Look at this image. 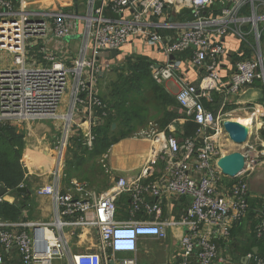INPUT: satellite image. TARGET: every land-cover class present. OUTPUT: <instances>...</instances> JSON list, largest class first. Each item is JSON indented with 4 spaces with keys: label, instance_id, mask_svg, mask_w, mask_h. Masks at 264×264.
Here are the masks:
<instances>
[{
    "label": "built area",
    "instance_id": "obj_1",
    "mask_svg": "<svg viewBox=\"0 0 264 264\" xmlns=\"http://www.w3.org/2000/svg\"><path fill=\"white\" fill-rule=\"evenodd\" d=\"M0 9V51L13 56V66L0 68V123L64 121L57 147L67 143L75 113L89 125L84 145L94 146L93 128L107 115V104L95 89L103 71L102 49H122L139 39L172 56L194 46L192 61L206 72L199 84H193L177 77L179 65L173 59L163 65L151 63L152 78L159 85L178 78L177 101L185 118L197 124L195 136L182 139L153 129L139 131L140 137L153 143L146 171L158 161L163 163L159 179L145 184L119 177L102 194L78 181L76 194L53 185L39 188V195H50L55 201L54 219L0 218V264H138L141 241L165 240L168 228L175 225L186 228L179 240L177 264H264V253L236 255L232 250V229L246 219L250 208V185L245 175L231 183L219 170L224 114L207 109L202 101L206 91L221 89L224 37L232 34L248 41L251 31L257 40L264 36V0H88L83 12L54 9L40 14L13 10L11 2L0 0ZM37 14L43 18L32 17ZM48 20L55 37H68L73 27L83 39L80 57L69 66L44 47V65L30 54V41L44 36ZM90 45L92 54L87 56ZM257 78L264 82L260 50L236 63L228 90L237 93ZM65 99L69 111L61 113ZM257 164L248 158V171ZM123 195L130 200L125 220L117 216ZM173 196L186 197L188 207L178 221L163 222L160 200ZM263 209L255 217L258 237H264ZM87 231L97 240L79 249L77 237Z\"/></svg>",
    "mask_w": 264,
    "mask_h": 264
},
{
    "label": "crops",
    "instance_id": "obj_2",
    "mask_svg": "<svg viewBox=\"0 0 264 264\" xmlns=\"http://www.w3.org/2000/svg\"><path fill=\"white\" fill-rule=\"evenodd\" d=\"M13 5V10L39 12L47 10H64L83 12L86 10L88 0H8ZM2 9H0L1 11ZM32 15L35 18H43L41 15ZM41 16V17H40ZM2 17L0 16V19ZM44 20V19H43ZM44 36L32 39L29 43L30 54L33 55L44 65L43 53L41 48H46L53 53L59 60L66 65H71L72 61L79 58V50L82 47L83 39L77 34L75 28H71V35L66 38H57L54 34V26L51 21ZM81 25V24H80ZM249 30V26L245 27ZM249 28V29H248ZM81 30V29H80ZM79 30V31H80ZM78 31V32H79ZM166 34H169L166 32ZM248 41H241L232 34L224 37L223 43L226 46V54L219 60V70L221 74V89L208 90L204 97L215 105V112L223 115L225 112L230 113L233 120H237L248 126L249 136L245 143L234 147V151L244 152L249 159L254 158L258 164L262 166L255 174H259L252 179L254 169L249 171L245 178L250 179L251 197L255 200L264 199V82L262 79L255 81L242 88L237 93H230L228 90L229 80L232 72L236 67V63L243 58H250L257 55L260 50L264 61V36L257 40L251 31L248 35ZM169 41V40H167ZM79 48V49H78ZM77 50V51H76ZM121 54L113 56L111 52L102 51L100 57V65L103 67L98 77L104 74L106 64L112 65L118 60L130 62L133 57L141 58L139 55H146L151 63L158 65L166 64L173 59L179 65L177 77L186 82L199 84L205 72L203 67L196 66L192 61V51L177 53L168 56L160 47L148 46L139 39H134L122 49ZM185 54H190L188 57ZM92 54L91 45L87 50V56ZM13 66V56L7 52L0 51V68ZM98 96L104 101L107 99L105 92L101 96L97 85L95 87ZM138 90V91H137ZM139 94L145 93L147 90L153 99L151 102L139 101L135 104L140 108L142 118H136L130 124L132 127V136H124L119 138L112 146L102 153L91 154L84 151L86 134L89 125L81 114L75 113L73 117L76 124H73L69 132L68 141L62 147H57L55 141L61 137L62 129L64 133V125L58 121H26V122H10V125L16 128V131L23 136L24 147L21 165L25 168L23 184L28 192L15 194L13 189H8V193L2 198V201L13 203H24L21 216L15 221H38L50 222L54 219L55 201L50 195H39V188L53 185L63 192L74 193V182H82L86 184L90 191L98 194L104 193L116 184L119 177H125L129 180L140 179L142 183H152L160 178L163 169V163L158 161L154 168L146 171L148 159L152 153V141L150 138H142L140 131L153 129L160 133H173L182 139L183 126L186 121L185 115L177 101V93L180 90L178 78L166 82L165 85H159L153 79L148 83L142 82L138 86ZM217 92V101L213 98V93ZM128 98V97H126ZM68 100H64L61 113L69 111ZM129 106V105H128ZM73 122V123H74ZM118 121L113 122L118 127ZM63 125V126H62ZM139 126V128H137ZM141 126V127H140ZM146 126V128H142ZM151 126V127H150ZM150 128V129H148ZM143 129V130H141ZM126 130V129H125ZM139 131V130H138ZM222 132L219 140L222 148V154L227 150V144L222 142L224 134ZM235 144V143H234ZM240 146V147H238ZM94 147V146H93ZM224 149H226L224 151ZM61 150V151H60ZM67 150V151H66ZM261 158V162L259 161ZM256 165V166H257ZM5 186V185H4ZM6 187V186H5ZM19 188V186H18ZM17 188V189H18ZM29 198L25 199V195ZM25 201V202H24ZM129 196L123 195L120 199L119 219H128L127 209L130 206ZM163 209L161 221H178L188 207L189 200L186 197L173 196L171 198H163L160 200ZM263 205H257V210H262ZM153 219V216L151 217ZM169 235L167 239L162 240L156 237L143 239L140 243L138 253V264H177L179 260V240L186 232V228L181 225L170 226L168 228ZM87 231L86 234L77 237L79 249H85L84 245L94 244L97 240L95 235ZM159 243L163 247L160 249L153 244ZM257 250V249H256ZM17 264V263H16Z\"/></svg>",
    "mask_w": 264,
    "mask_h": 264
},
{
    "label": "trees",
    "instance_id": "obj_3",
    "mask_svg": "<svg viewBox=\"0 0 264 264\" xmlns=\"http://www.w3.org/2000/svg\"><path fill=\"white\" fill-rule=\"evenodd\" d=\"M218 13V10L214 11ZM132 65V63H129ZM132 69L136 68V65L131 66ZM147 72L144 71V74ZM149 77V76H147ZM112 97H118V91L111 94ZM109 96V95H108ZM126 95L118 101H106L107 104V115L103 117V122L98 124L93 128V132L96 134V139L93 149H88L84 147L85 152L91 154L102 153L110 148L114 142L119 138L127 136L133 130L130 124L134 125V120L136 118H142L140 113V108L135 106V104L127 105ZM213 98L215 101L218 99L217 92L213 93ZM202 101L207 109L211 111L215 110V105L211 101L207 100L205 97H202ZM103 110L98 109V113L102 115ZM216 113V112H215ZM123 127L118 129V127L113 130L112 124L115 121H121ZM126 129V130H125ZM197 130V124L188 120L183 126V135L182 138L194 137ZM24 147L23 136L16 131V128L10 124H5L0 127V183L6 187L13 189L15 194L20 195L17 191V188L20 183L24 180L25 168L22 167L20 159L22 157ZM227 181L234 183L238 179L232 180L227 178ZM25 199L29 198V195H25ZM25 202V201H24ZM24 203H9L7 201H0V218L10 221L18 220L22 213V207ZM257 205H263V200H255L254 198L250 199V208L247 215V230L249 231V237L238 240V234L243 231V222H239L232 229V250L237 255H244L249 252H256L259 254L264 253V237H258L255 232V227L258 222L257 214H260V210L256 211ZM264 210V209H263ZM257 213V214H256ZM246 220V221H247ZM257 249V250H256Z\"/></svg>",
    "mask_w": 264,
    "mask_h": 264
},
{
    "label": "rangeland",
    "instance_id": "obj_4",
    "mask_svg": "<svg viewBox=\"0 0 264 264\" xmlns=\"http://www.w3.org/2000/svg\"><path fill=\"white\" fill-rule=\"evenodd\" d=\"M189 55L190 54L184 53V56H186V57H188ZM139 57H141V58L133 57L132 60H131V58L129 59L130 62L132 63V65H130L129 64L130 62H128V61H125V60L122 61L123 60V58H122L121 60L114 62V64H112L111 66L110 65L107 66L105 71H104V74L101 77H98V80L96 82L97 89H98L101 96L103 95L104 92H105V95L107 94L106 101H112L113 100V101L119 102V100L121 98H123L126 95V93H127V97H128V98H126L127 105L140 103L139 101H141V102L146 101V103L152 101L153 95H151L150 90H147L143 94H139L137 92L138 91L137 88L139 85H141L142 82L148 83L149 80L151 81L153 79L152 75H151L152 68H151L150 59L144 54H142V56L139 55ZM134 65H136V68L132 69L131 66H134ZM144 71L147 72L146 73L147 75L144 74ZM147 76H149V77H147ZM96 85H95V87H96ZM117 91H118V97L117 98L112 97L111 94L115 93ZM224 119H232L231 114L225 112L224 113ZM41 121H43V120H41ZM48 121H54V120H48ZM58 122H62V121L59 120ZM122 123H123L122 120L117 122L118 129L123 127ZM8 124H10V123H8ZM62 124L64 125V121L62 122ZM137 128H139V126ZM142 128H146V126H144ZM148 129H150V128H148ZM138 130L140 131V129H136L134 131L139 132ZM141 130H143V129H141ZM62 134H63V129H62ZM132 135L133 134L129 133L127 136H132ZM222 142H224L228 145L227 150L224 149V151L226 150L225 153L234 151V147L236 146V144H234L230 140L227 133L224 134V140H222ZM55 145L56 146L58 145L57 140L55 141ZM238 147H240V146H238ZM235 151H237V150H235ZM250 157H252V156L250 155ZM261 160L262 159L259 158L260 163H262ZM260 165H263V164H260ZM260 165H257L255 167L254 175L251 176L252 179L259 175V174H255V173L259 169H262V166H260ZM250 179L251 178L246 179V180H248L249 185H250ZM250 193H251V190H250ZM246 220H247V218L243 222L244 223L243 224V231L238 234V237H239L238 240L243 239L245 237L246 238L249 237V231L247 230V224L249 223V221L248 220L246 221ZM153 245L157 246L156 248L159 247L160 249L163 247V245L159 244V243L158 244L155 243Z\"/></svg>",
    "mask_w": 264,
    "mask_h": 264
},
{
    "label": "water",
    "instance_id": "obj_5",
    "mask_svg": "<svg viewBox=\"0 0 264 264\" xmlns=\"http://www.w3.org/2000/svg\"><path fill=\"white\" fill-rule=\"evenodd\" d=\"M77 2V0H75ZM195 49L194 46H192ZM101 51L111 52L113 56L121 54L120 49H102ZM3 123H0V127ZM116 126V124H113ZM225 132L228 134L230 140L238 145L245 143L249 136V128L240 121L233 119H225L223 122ZM247 159L248 156L241 151L226 152L222 154L217 162V166L221 173L232 180L238 179L242 175H247L249 173L247 169ZM19 193L28 192L25 186L19 187L17 189ZM8 193L7 187L0 183V197H4Z\"/></svg>",
    "mask_w": 264,
    "mask_h": 264
}]
</instances>
